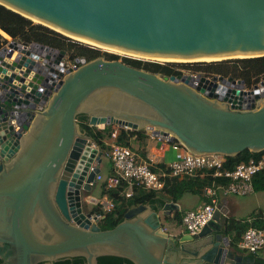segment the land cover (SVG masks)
Segmentation results:
<instances>
[{"label": "water", "instance_id": "95a60500", "mask_svg": "<svg viewBox=\"0 0 264 264\" xmlns=\"http://www.w3.org/2000/svg\"><path fill=\"white\" fill-rule=\"evenodd\" d=\"M0 5L61 34L140 55L264 56V0H0ZM36 46L46 53L17 41L0 49L1 263L82 257L85 264H98V258L113 256L131 264H252L224 235L223 205L196 235L165 230L162 219L179 211L175 202L156 210L140 204L114 228L98 226L100 214L85 209L98 204L91 194L104 153L77 117L86 115L90 127L171 136L196 155L261 153L264 81L247 95L261 99L242 108V81L231 90L226 86L232 78L162 77L103 58H82L76 71L64 75L55 66L63 65L66 52L58 50L51 63V48ZM48 71L63 77L53 91Z\"/></svg>", "mask_w": 264, "mask_h": 264}, {"label": "trees", "instance_id": "16d2710c", "mask_svg": "<svg viewBox=\"0 0 264 264\" xmlns=\"http://www.w3.org/2000/svg\"><path fill=\"white\" fill-rule=\"evenodd\" d=\"M4 34L21 44H39L53 49L63 50L67 55L70 54L69 49L74 47V43L69 41L62 34L44 25L34 24L32 20L0 5V49L5 44L3 42ZM78 51V54H71L70 57L86 58L84 56L89 54V59L97 58V53L95 54L93 50L79 47ZM111 59L113 60L116 58ZM125 63L135 68L161 75L162 77H171L182 74L181 70L176 69L175 66L169 64H158L154 62L145 63L137 60H126ZM203 65L204 66L197 67L195 71L204 75H218L225 78L238 79L243 81L248 87L257 84L261 79H264V56L223 60L221 62H213L212 64ZM77 119L80 123L81 129L92 138L96 146L101 150L107 149L104 139H109L114 132V130H111V126H106L104 129L99 130L97 127H90L88 125V117L86 115H79ZM142 135V131L121 130L117 136V143L129 146V138L133 136L140 137ZM263 154L264 151L261 153H252L247 150L243 151L235 157H228L222 166V170L231 171L237 164L248 162L250 159H258ZM228 182L229 180L227 178H214L209 172L204 176L169 181L166 188L162 191L145 190L138 186H133L129 191L127 182L122 179H120L116 188L107 189L106 183L104 182L102 186V195H107L108 198L114 202V209L111 212L106 213L102 228L104 230L114 228L123 220L124 214L130 208L140 204H148L156 210L161 208L166 202L177 203L187 192L199 194L202 193L206 186L213 183L227 184ZM252 184L255 192L264 191V170L253 177ZM98 211L99 209L97 212ZM166 220L169 221L170 218H167ZM173 221L176 226L182 227V214L176 212ZM250 227L264 229V220L261 219L259 215L252 221L223 218L224 234L230 237L231 246L235 251L239 252L238 243L245 231ZM54 264H85V259L82 257H76L66 261H58ZM98 264L131 263L123 258L105 256L98 258Z\"/></svg>", "mask_w": 264, "mask_h": 264}, {"label": "built area", "instance_id": "2783aa9c", "mask_svg": "<svg viewBox=\"0 0 264 264\" xmlns=\"http://www.w3.org/2000/svg\"><path fill=\"white\" fill-rule=\"evenodd\" d=\"M12 41L14 40L9 39V42L3 45V47H7ZM21 45L26 46L28 49H36L41 53H46V50L41 51L40 48L36 46V44ZM51 49L53 51H51ZM51 49L47 53L50 54L49 62L53 63L58 57V50L53 48ZM17 54L18 53L15 52L11 59L15 60ZM81 59L82 58L80 57H68L66 53L62 60L63 65L60 67L55 66V68H57L59 72L66 75L67 72H74L82 65ZM48 74H51L50 76L53 78L52 81H54V84L51 88L53 91V89L63 77L59 78L58 74L55 75L49 71ZM186 75L193 78L205 77L209 81H211L214 77H222L218 75H204L197 71L182 72L181 75L177 76ZM222 78L225 80L229 79L225 77ZM233 81L234 83L228 82L226 87L232 90L240 85L239 82H241V80L233 79ZM263 81L264 79H261L257 84L251 87H248L242 81V92L244 94L242 95V108L246 105L256 104L261 99H254L253 97H249L247 95L248 92L253 90L254 86H257L259 89L261 87L260 84ZM215 84L216 86L225 85L222 84L221 81H216ZM41 108L42 106H40V104L36 105V110H40ZM16 130H18V127H16ZM118 135L119 132L117 129L112 133L108 141L105 143L107 146V149L105 150L99 149L94 143V145L99 150L103 151L104 157L108 158L112 162L114 171L113 177L104 180L101 174L96 176L97 182L104 181L106 183L107 189L116 188L120 179H122L127 182L129 191L133 186L142 187L143 189L150 191H162L166 188L169 181L174 179L181 180L184 178L204 176L206 173L208 174V172L214 178L224 177L229 180L227 184L213 183L209 186H206L202 191L205 202L195 209L187 210L183 214L182 229L190 235L198 234L202 228L213 219L216 210L219 208L221 197H247L252 195L255 192L252 179L257 173L264 170V154L258 159H250L248 162L237 164L236 167L231 171L222 170V166L227 159L223 155H196L186 150L179 142L172 141L171 136H161V138L171 142L172 147L175 150L183 148L186 150V153L180 160L173 161L159 168L158 171H155L154 168L157 163L156 157L150 158L147 161H139L137 154L129 146L117 143ZM98 204L102 205V212L100 213L99 220L95 223L102 227L103 216L114 209V202L109 198H104L100 199ZM257 214L261 217V219L264 220V216L261 214L260 210H258ZM238 250L251 254H259L264 251V229H256L253 227L248 228L238 243Z\"/></svg>", "mask_w": 264, "mask_h": 264}, {"label": "crops", "instance_id": "0c3cea01", "mask_svg": "<svg viewBox=\"0 0 264 264\" xmlns=\"http://www.w3.org/2000/svg\"><path fill=\"white\" fill-rule=\"evenodd\" d=\"M4 34V43L7 44L9 42V39H7ZM4 44V45H5ZM111 130H117L120 133L121 130L130 131L125 128H121L116 125H110ZM105 128V127H104ZM102 127L98 128L99 130L104 129ZM143 135L140 137L133 136L129 138V147L137 154L139 161H147L150 158L156 157L157 163L154 168L155 171H158L159 168L163 167L164 165H167L173 161L180 160L184 154L186 153V150L183 148L175 150L172 147V143L168 142L164 138L161 137H155L152 135H148L146 132L142 131ZM108 139H104V142L106 143ZM103 160L101 162V172L100 174L105 179H110L114 176L113 166L112 162L107 158L106 168L107 172L105 173L103 171ZM104 181L98 182L95 189L99 191V198L95 195H93L92 191V198L97 199L98 201L100 199L108 198L107 195H102V186ZM264 192V191H263ZM260 192H254L253 194H258ZM251 195L247 196L250 197ZM241 198H237L235 196H228V197H221L220 205H223L227 211V216H223V218H233L236 220H247L252 221L255 220V218L258 216V210H260L261 214L264 216V208L256 204L254 208L248 207L247 202H244L243 200H240ZM205 202V198L203 196V193L194 194L191 192L185 193L182 198L177 202L179 204V211L182 216L183 214L190 209H195L196 207L200 206L202 203ZM219 205V206H220ZM222 218V219H223ZM173 233H170L171 235H177L182 230V227L176 226V224H173ZM166 230V229H165ZM225 235V234H224ZM230 239V237L228 236ZM260 256L264 255L260 253Z\"/></svg>", "mask_w": 264, "mask_h": 264}, {"label": "rangeland", "instance_id": "374dc122", "mask_svg": "<svg viewBox=\"0 0 264 264\" xmlns=\"http://www.w3.org/2000/svg\"><path fill=\"white\" fill-rule=\"evenodd\" d=\"M33 22H34V24H39L36 21H33ZM63 36H65L69 41L74 43V44L72 43L74 47L72 49H69L70 54H68V57H70L71 54L72 55L78 54L79 47H83L85 49L93 50L95 52V54L97 53V58H103L105 60H112L111 58H116L113 60H118V61H121L124 63L126 62V60H131V61L137 60V61H141V62H145V63L154 62V63H158V64H169V65L175 66L176 69H179L182 72L195 71V69L197 67L204 66L203 64L208 65V64H212L213 62H221L224 60V59H220V60H213V61H185V62L158 61V60H153V59H147V58L145 59V58H139V57H134V56H129V55H123V54L116 53V52L114 53L113 51L105 50V49L100 48L98 46H95L92 44H87V43L81 42L79 40H75V39L68 37L66 35H63ZM5 37L7 39H11L9 36H5ZM88 55L84 56V57L88 58L87 59L88 61L93 60V59H89ZM243 58H245V57H233V58L225 59V60H236V59H243ZM159 76H161V75H159ZM103 162H104L103 163V165H104L103 171L106 173L107 172V168H106L107 158L106 157L103 158ZM93 195H95L99 198L100 194H99L98 189L93 191ZM237 198H241L240 200L247 202L248 207L250 206V208H254L256 206V204H258V202H259V206L264 208V192H260L258 194H252L250 197H237ZM88 206H89V208L94 207L96 209V211L98 209L101 210L99 206L96 207L95 204H93V203L89 204ZM175 213L176 212L172 213V217L170 218L169 221L162 219L163 226L165 227L166 231L169 233H173V226H174L173 224H175V222L173 221V217H174ZM222 224H223V219H222ZM261 253L264 255V251H262Z\"/></svg>", "mask_w": 264, "mask_h": 264}, {"label": "bare ground", "instance_id": "6f19581e", "mask_svg": "<svg viewBox=\"0 0 264 264\" xmlns=\"http://www.w3.org/2000/svg\"><path fill=\"white\" fill-rule=\"evenodd\" d=\"M64 35L68 36V37H71L75 40H79L81 42H85L87 44H92V45H95V46H98L100 48H103L105 50H110V51H113L114 53H120V54H123V55H129V56H134V57H139V58H147V59H153V60H158V61H168V62H185V61H213V60H220L221 58H203V59H178V58H161V57H152V56H147V55H140V54H137V53H134V52H128V51H125V50H121V49H118V48H114V47H110V46H106V45H103V44H98V43H95L93 41H90V40H86V39H83V38H79V37H76V36H72V35H69L67 33H63ZM236 57H247V56H236Z\"/></svg>", "mask_w": 264, "mask_h": 264}, {"label": "flooded vegetation", "instance_id": "af4514ba", "mask_svg": "<svg viewBox=\"0 0 264 264\" xmlns=\"http://www.w3.org/2000/svg\"><path fill=\"white\" fill-rule=\"evenodd\" d=\"M177 76V75H176ZM95 206L97 207V206H99L100 207V209L102 210V205L101 204H95ZM86 211H88V212H92V213H98V214H100L102 211L101 210H99L98 212L97 211H95L96 209L94 208V207H90L89 208V206H87L86 207V209H85ZM105 215L106 214H104V216H103V221H104V219H105ZM167 218H165V220H166ZM102 224H103V222H102ZM241 254H243L246 258H250V260H251V262H252V264H264V261H259V260H257V256H260V253L259 254H251V253H247V252H241V251H239ZM71 259V258H70ZM69 259V260H70ZM66 260H68V259H63V260H59V261H66ZM58 262V261H57ZM55 263V262H54ZM54 263H52V264H54ZM0 264H2V263H0ZM45 264V263H44Z\"/></svg>", "mask_w": 264, "mask_h": 264}]
</instances>
